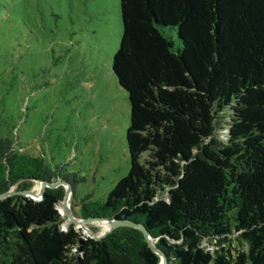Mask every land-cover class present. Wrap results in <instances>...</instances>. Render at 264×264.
Listing matches in <instances>:
<instances>
[{
	"label": "trees",
	"instance_id": "trees-1",
	"mask_svg": "<svg viewBox=\"0 0 264 264\" xmlns=\"http://www.w3.org/2000/svg\"><path fill=\"white\" fill-rule=\"evenodd\" d=\"M120 13L112 71L129 99V171L105 199L78 200L80 178L50 167L13 128L0 134V193L18 191L0 198V264L161 260L138 227L100 239L63 228V185L40 199L22 193L39 180L68 182L80 217L142 224L166 264H264V0H120ZM13 26L2 29L11 68L18 48L30 59ZM233 234L248 246L237 256L203 245Z\"/></svg>",
	"mask_w": 264,
	"mask_h": 264
},
{
	"label": "rangeland",
	"instance_id": "rangeland-1",
	"mask_svg": "<svg viewBox=\"0 0 264 264\" xmlns=\"http://www.w3.org/2000/svg\"><path fill=\"white\" fill-rule=\"evenodd\" d=\"M9 25L30 55L23 61L18 48L13 68L2 30ZM122 29L120 0H0V134L13 128L50 167L80 178L78 200L105 199L129 171V99L112 71ZM227 129L217 128L219 139H226ZM77 199L71 196V209L80 219ZM60 211L66 228L73 222ZM85 225L96 234L107 230L96 221ZM203 245L213 254L229 250L233 257L248 248L238 234Z\"/></svg>",
	"mask_w": 264,
	"mask_h": 264
},
{
	"label": "water",
	"instance_id": "water-1",
	"mask_svg": "<svg viewBox=\"0 0 264 264\" xmlns=\"http://www.w3.org/2000/svg\"><path fill=\"white\" fill-rule=\"evenodd\" d=\"M39 181L41 183L40 191L36 192L32 188H30V189L22 191V193H24L26 196L32 197L33 199H40L43 196V193L45 192L47 187H55V186H58L61 184L65 187V194H64V198H63L62 202H66L68 200V198L72 196L71 185L66 181H63V180H56V181L39 180ZM14 193H18V191H16L15 188H11L7 192L0 193V198H4V197L9 196V195L14 194ZM64 214H66L68 219L72 220V222L76 223V224L78 222L86 224V223L100 221V220H107L109 222V229L107 231H105L101 234H96L94 232H88L87 233V236H90V237H93L96 239H100V238L104 237L112 229H114L120 225L138 227L144 232L150 246L161 256V260L158 264H166L167 259H166L165 254L159 248L156 247V245L154 244L153 238L148 234L146 228L142 224H138V223L131 221V220H128V219H117V218H100V217L83 218V217H81L80 219H77L73 215V212H72L70 205L65 207Z\"/></svg>",
	"mask_w": 264,
	"mask_h": 264
},
{
	"label": "bare ground",
	"instance_id": "bare-ground-1",
	"mask_svg": "<svg viewBox=\"0 0 264 264\" xmlns=\"http://www.w3.org/2000/svg\"><path fill=\"white\" fill-rule=\"evenodd\" d=\"M40 181H37L36 183V187H35V190L36 191H40V189H41V183H39ZM62 204V206H60V210L62 209V211H64V209H65V207H67L68 205H70L71 206V197H69L68 198V200L66 201V202H62L61 203ZM67 223V222H66ZM96 223L99 225V226H101V228L103 229V230H108L109 229V222L107 221V220H100V221H96ZM77 226H83V230L84 231H87V232H92V231H90V229L87 227V225H85L84 223H80V222H78L77 223ZM106 230V231H107Z\"/></svg>",
	"mask_w": 264,
	"mask_h": 264
}]
</instances>
